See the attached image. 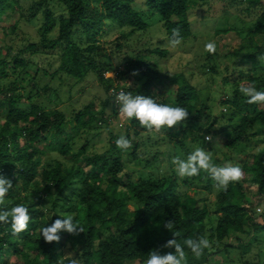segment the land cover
I'll return each mask as SVG.
<instances>
[{"label": "trees", "instance_id": "trees-1", "mask_svg": "<svg viewBox=\"0 0 264 264\" xmlns=\"http://www.w3.org/2000/svg\"><path fill=\"white\" fill-rule=\"evenodd\" d=\"M58 1L68 15L57 19L46 9L44 36L39 44L45 50L63 47L59 71L80 81L89 73H95L108 98L100 109L91 103L75 112L72 118L74 133L70 134L63 113L45 111L32 102V97L25 104L21 88L16 84L9 88L14 96L0 104V109L7 111L5 121L0 125V176L11 180L13 188L0 205V211L23 205L31 220L27 230L18 235L12 234L10 223H0V264H69L70 258L65 259L58 252L67 244L79 246L76 257L80 264H143L153 250L160 255L174 252V249L164 247L172 239L184 247L186 264H217L218 259H223L219 264H261L258 258L250 261L247 256L260 244L259 235L264 237V147L250 153L240 163L234 159L237 152L244 153L245 146L251 143L255 126L264 130V103L248 104L240 92L241 87L251 85L264 91V74L255 77L253 73L257 67L247 69L246 73L240 72V76L232 81L229 99L222 102L226 106L225 112L214 117L213 123L200 136L197 123L202 116L212 114L210 95L195 87L184 73L174 74L169 70L163 73L158 64L148 60L150 54L165 59L169 56L167 51L156 48L149 55L127 57L118 68L108 62L109 55L100 44L108 29L114 30L117 41L148 29L135 7L139 0ZM208 1L145 0V4L159 14L168 38L173 29L179 28L181 43H184L193 35L190 9ZM43 2L47 4L48 0ZM230 2L243 5L244 11L259 10L251 34L253 38H264V0ZM40 6L41 3L33 5L28 15L21 14L20 19H35L41 11ZM17 7V0H0V17ZM55 29H58L57 38L46 39ZM253 38L249 39V50H255ZM38 46L32 43L28 48L34 51ZM254 53L256 55L251 53L250 59H257L258 53ZM22 54L20 52L10 61L0 59L2 78H9L10 70L15 73L18 69L28 68L29 63L21 58ZM98 57L107 62L100 63L96 60ZM134 72L138 74L133 75ZM110 73L114 76L108 77ZM124 75L142 81L141 87H122L119 81ZM165 84L167 89L163 88ZM120 92L150 96L157 103L186 109L187 120L178 125V134L171 135L168 140V144H172L171 153L181 148L185 153L183 159H186L196 148H203L211 152L214 165L239 166L243 178L229 183L226 191L217 190L215 182L203 170L198 176L184 180L182 186L177 176L167 179L140 175L137 178L127 169L120 149L116 147L115 141L121 135H111L114 143L104 154L89 153L87 145L73 152L74 140L82 131L91 129L98 122L109 125L111 116L119 115L115 109L112 115H107L106 110L111 100L118 109L115 100ZM129 123L137 137L140 132H147L138 121ZM227 133L230 134L221 147L225 152L216 157L205 136ZM123 136L131 142L129 135ZM49 141L57 143L53 145ZM139 148V143L131 142L127 150L132 157H138ZM48 152L57 153L65 160L48 164L45 161ZM144 161V168L155 164V160ZM190 186L196 190L200 187L207 193H219L213 210L214 219L207 206L199 207L182 192V187ZM131 206L136 207L134 212L129 210ZM68 216L83 227L84 233L74 236L61 231L58 243H45L42 229L51 226L56 219ZM169 220L173 221L171 231L164 228V223ZM200 237L209 239L211 247L197 258L184 246V241Z\"/></svg>", "mask_w": 264, "mask_h": 264}, {"label": "rangeland", "instance_id": "rangeland-1", "mask_svg": "<svg viewBox=\"0 0 264 264\" xmlns=\"http://www.w3.org/2000/svg\"><path fill=\"white\" fill-rule=\"evenodd\" d=\"M17 1L18 7L15 11L0 17V59L10 61L12 57L22 52L21 58L27 61L29 65L26 70L18 69L15 73L10 70L7 79L0 76V104L14 96L9 88L16 84L21 88L20 94L23 96V103L28 104V98L32 97V102L44 108L45 111L63 113L67 119L66 129L70 134H73L72 118L74 113L91 103L96 104L100 109L108 95L95 73H89L84 80L80 81L59 71L63 47L59 46L55 50H45L39 44L44 36L43 28L46 22L44 11L49 9L54 13V17L58 19L67 17L66 8L58 0H48L47 4L43 0ZM40 3L41 11L37 13L35 19L31 21L24 18L20 19L21 14L28 15L30 8ZM135 7L136 10L141 12L148 24V29L137 32L130 38L121 41L116 40L113 29H108L106 36L100 43L104 48V53L109 55L108 62L114 68H118L125 62L124 60L127 57L149 55L150 51L156 48L167 51L169 56L165 59L157 55L150 56V54L148 60L158 64L163 73L166 70L174 74L184 73L195 87L210 95L209 105L212 114L202 116L199 123H197L200 136L203 134L202 131L213 123L214 117L225 112L226 106H223L222 102L229 99V93L234 84L232 81L240 76V72H245L247 69L253 70L257 67L253 75L259 77L264 74L262 70L264 61H258L255 58L250 59L251 53L256 55L254 51L258 53L257 57L262 52L264 54V38L262 36L253 38V34H251L259 10L244 11L243 5L232 4L230 0H209L208 3L200 7L192 6L190 20L193 35L186 42L172 48L169 46V38L163 28L159 14L149 10L145 0L136 1ZM15 23H18L16 29L13 28ZM57 35L58 29H55L45 38L53 40L57 38ZM251 38L254 39L253 46L255 50H249L250 48H248L249 39ZM208 42L215 43L216 52L214 54L204 51V45ZM32 43L39 45L34 51L28 48ZM117 45H120V47L117 48ZM7 55L9 56L7 57ZM96 60L100 63L107 62L105 58L98 57ZM107 76L113 77L114 74L110 73ZM119 83L122 87L140 88L143 82L136 81L130 75H124ZM239 85L241 86L242 83L240 82ZM163 88L167 89L168 85L165 84ZM113 109L119 113L111 100L106 114L112 115ZM6 112V108L0 109V125L5 121ZM111 117L109 125L98 122L91 129L82 131L74 140L73 152H77L83 145H87L89 153L104 154L111 149V145L114 143L111 135L123 136L126 134L131 137V142L140 145L137 153L138 157H132L129 150L120 149V156L126 163L127 169L131 170L135 177L152 175L157 178L164 176L168 179L177 176L172 161L175 158H185V153L181 148L174 149V153H171L170 146L172 144H168V140L171 139V135L175 137L178 134L179 126L161 133L140 132V136L137 137L136 130L130 126L128 120L120 115L117 117L112 115ZM253 132L255 136L251 143L245 146L244 153H234L236 154L235 162L240 163L242 159L247 158V155L258 152L264 147V130L259 126H255ZM228 134L230 133L211 136L213 140L207 141L211 144L213 155L216 157H220L225 152L221 147L226 142ZM49 143L54 145L57 141H49ZM146 159L155 160V164L150 168H144L143 164ZM56 160L64 161L65 159L53 152H48L45 156V161L48 164H54ZM131 161L135 163L131 164ZM178 179L181 186L183 181L187 180V178L181 179L179 177ZM182 192L192 198L199 207L207 206L212 213L211 219L215 218L213 210L219 193H207L201 190L200 187L196 190V187L193 186L189 188L182 187ZM135 208L131 206L129 210L134 212ZM50 215L52 216V213ZM259 236L260 244L256 245L257 247L247 256V259L251 261L253 258H258L260 263L264 264V237ZM71 246L73 245L67 244L60 248L58 252L62 253L63 256L74 254L76 257L79 246L74 245L73 250H71ZM222 262L223 259L216 261L217 264ZM126 264L140 263L127 262Z\"/></svg>", "mask_w": 264, "mask_h": 264}, {"label": "clouds", "instance_id": "clouds-1", "mask_svg": "<svg viewBox=\"0 0 264 264\" xmlns=\"http://www.w3.org/2000/svg\"><path fill=\"white\" fill-rule=\"evenodd\" d=\"M182 37L180 29L172 30L169 46L172 48L180 45ZM204 51L210 54L216 52L214 42H208L204 45ZM258 61H264V54L257 57ZM138 73H133L137 75ZM240 92L247 98L248 104L264 103V91H258L255 85L241 87ZM115 102L119 106V115L128 120H136L139 126L148 133H161L180 125L188 118V111L182 107H171L166 104L157 103L150 96L135 95L130 92H120L116 96ZM206 141H212L213 137L206 136ZM116 147L121 150H127L131 147V142L124 136L119 137L115 141ZM172 163L175 165V173L181 178H192L198 176L201 170L207 172L210 178L215 182L217 190L226 191L229 183L238 182L243 178V170L239 166L226 165L223 167L216 166L212 163L211 153L206 152L203 148H196L190 153L186 159L175 158ZM13 188L11 180L0 176V205L4 204V200L9 190ZM11 218V219H9ZM31 217L28 209L23 205H17L8 211H0V223H10L12 234L18 235L27 230ZM164 228L171 231L173 221L169 220L164 223ZM66 231L71 235H79L84 233L82 226L74 223L73 218L56 219L49 227H44L41 231L45 243L51 244L60 241L59 233ZM187 247L197 258H199L205 249L211 247L209 239L200 237L198 239L188 238L184 241ZM165 248L174 249V252H168L160 255L158 251L153 250L149 253L146 264H186V253L184 247L177 243L175 239L167 241ZM63 257H69V264H80L78 257L74 254H68Z\"/></svg>", "mask_w": 264, "mask_h": 264}]
</instances>
